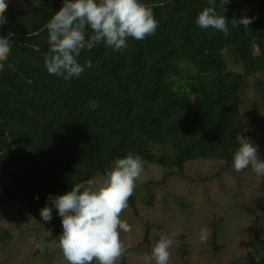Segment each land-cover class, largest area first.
Returning <instances> with one entry per match:
<instances>
[{
	"label": "trees",
	"instance_id": "1",
	"mask_svg": "<svg viewBox=\"0 0 264 264\" xmlns=\"http://www.w3.org/2000/svg\"><path fill=\"white\" fill-rule=\"evenodd\" d=\"M31 2L23 9L8 4L0 25V37L12 40L0 71V212L11 205L44 207L49 194L70 191L129 151L144 164L179 171L186 162L207 161L234 169L236 137H246L241 88L251 79L257 95L264 89V0H230L229 21L255 19L249 29L229 23L227 37L196 25L208 0H142L158 21L155 34L129 37L123 51L104 43L85 47L78 62L92 66L70 80L44 65L45 25L63 0ZM91 34L86 29V40ZM249 110L261 113L264 105ZM257 221L259 236L264 207ZM258 240L263 254L250 258L264 264V239Z\"/></svg>",
	"mask_w": 264,
	"mask_h": 264
},
{
	"label": "rangeland",
	"instance_id": "2",
	"mask_svg": "<svg viewBox=\"0 0 264 264\" xmlns=\"http://www.w3.org/2000/svg\"><path fill=\"white\" fill-rule=\"evenodd\" d=\"M6 3L23 9L33 2ZM223 59L230 63L228 51L223 52ZM244 83L240 98L241 108L247 111L242 116L246 137L258 146L259 158L264 160V112L249 110L264 105V89L257 95L248 84L255 81L246 79ZM113 165L92 179L101 180ZM143 167L131 197L133 207L128 202L121 215L131 231L121 232L127 252L117 264H143L142 257L151 254L161 235L173 241L170 264H218L220 260L221 264H256L250 257L263 254L258 239H264V230L256 236L255 229L262 224L257 216L264 207V176H257L250 167L227 172L224 166L209 161L198 166L185 163L180 171L144 163ZM41 208L11 205L0 212V233L8 235L0 240V264H68L58 246L61 218L52 209V220L45 222ZM204 228L207 235L201 240ZM48 238L43 251L39 250L36 244ZM216 246L220 250L215 251Z\"/></svg>",
	"mask_w": 264,
	"mask_h": 264
},
{
	"label": "clouds",
	"instance_id": "3",
	"mask_svg": "<svg viewBox=\"0 0 264 264\" xmlns=\"http://www.w3.org/2000/svg\"><path fill=\"white\" fill-rule=\"evenodd\" d=\"M229 3L230 0H208V6L195 20L196 25L223 32L225 37L229 34V23L234 28L249 29L255 17H234L229 21L224 15ZM7 7L6 0H0V25L7 22L4 16ZM45 27L49 43V50L44 54L45 68L49 74L70 80L92 66L90 60L83 65L78 62L82 49L104 43L113 51H123L129 37L139 41L155 34L158 21L151 7L142 0H63L62 7ZM86 29L92 32L87 40ZM11 42V34L0 37V71L10 54ZM236 139L239 147L233 153L234 170L242 172L250 167L257 176H264V160L259 158L258 146L241 134ZM143 172L142 158L129 151L124 158L115 160L101 180L89 179L75 184L64 194L48 195L40 216L49 222L52 208L57 210L62 223L58 246L68 264H117L124 257L127 247L121 240V232H130L131 226L121 215L128 208L136 181ZM206 235L207 228H204L200 239L205 240ZM172 243L170 236L161 235L151 254L142 257L143 264H153V261L170 264ZM36 247L43 251L44 241Z\"/></svg>",
	"mask_w": 264,
	"mask_h": 264
},
{
	"label": "bare ground",
	"instance_id": "4",
	"mask_svg": "<svg viewBox=\"0 0 264 264\" xmlns=\"http://www.w3.org/2000/svg\"><path fill=\"white\" fill-rule=\"evenodd\" d=\"M168 75V74H167ZM187 163V162H186Z\"/></svg>",
	"mask_w": 264,
	"mask_h": 264
}]
</instances>
